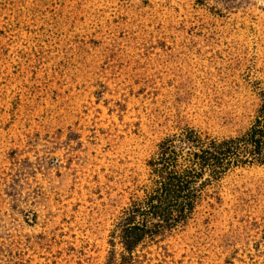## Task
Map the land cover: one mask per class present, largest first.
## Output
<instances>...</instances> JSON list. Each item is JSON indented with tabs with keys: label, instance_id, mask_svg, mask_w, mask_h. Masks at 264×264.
I'll return each instance as SVG.
<instances>
[{
	"label": "rangeland",
	"instance_id": "rangeland-1",
	"mask_svg": "<svg viewBox=\"0 0 264 264\" xmlns=\"http://www.w3.org/2000/svg\"><path fill=\"white\" fill-rule=\"evenodd\" d=\"M263 99L264 0H0V264L117 259L157 145L240 135ZM137 253L264 264V165Z\"/></svg>",
	"mask_w": 264,
	"mask_h": 264
},
{
	"label": "trees",
	"instance_id": "trees-1",
	"mask_svg": "<svg viewBox=\"0 0 264 264\" xmlns=\"http://www.w3.org/2000/svg\"><path fill=\"white\" fill-rule=\"evenodd\" d=\"M264 165V99L245 132L215 138L185 128L163 139L148 161L149 174L142 195L123 211L118 227L123 250L108 264H134L137 250L158 245L161 238L184 225L208 187L231 169ZM140 239L132 243L128 233ZM139 248V249H137Z\"/></svg>",
	"mask_w": 264,
	"mask_h": 264
},
{
	"label": "snow or ice",
	"instance_id": "snow-or-ice-1",
	"mask_svg": "<svg viewBox=\"0 0 264 264\" xmlns=\"http://www.w3.org/2000/svg\"><path fill=\"white\" fill-rule=\"evenodd\" d=\"M128 238L131 240L132 243H135L140 239V237L137 236L135 232L128 233Z\"/></svg>",
	"mask_w": 264,
	"mask_h": 264
}]
</instances>
